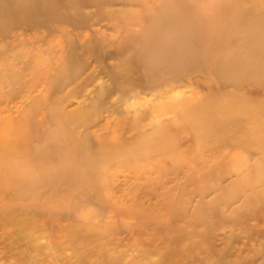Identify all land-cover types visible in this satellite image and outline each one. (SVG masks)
I'll list each match as a JSON object with an SVG mask.
<instances>
[{
	"label": "rangeland",
	"instance_id": "rangeland-1",
	"mask_svg": "<svg viewBox=\"0 0 264 264\" xmlns=\"http://www.w3.org/2000/svg\"><path fill=\"white\" fill-rule=\"evenodd\" d=\"M0 264H264V0H0Z\"/></svg>",
	"mask_w": 264,
	"mask_h": 264
},
{
	"label": "bare ground",
	"instance_id": "bare-ground-1",
	"mask_svg": "<svg viewBox=\"0 0 264 264\" xmlns=\"http://www.w3.org/2000/svg\"><path fill=\"white\" fill-rule=\"evenodd\" d=\"M6 4V3H5ZM4 4V5H5ZM3 5V6H4ZM3 6H1V8H3ZM208 114L209 115H211V116H213V117H215L217 120H218V117L216 116V114L214 113V111H213V109H210L209 111H208ZM211 119V118H210ZM212 121H213V123H217L214 119H211ZM220 123V122H219ZM221 125H222V123H220ZM226 132V130L224 131V133Z\"/></svg>",
	"mask_w": 264,
	"mask_h": 264
}]
</instances>
